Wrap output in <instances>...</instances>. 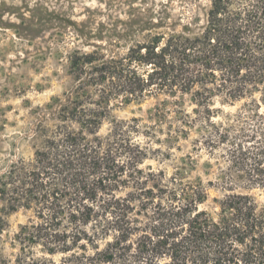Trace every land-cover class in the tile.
<instances>
[{"label": "trees", "instance_id": "obj_1", "mask_svg": "<svg viewBox=\"0 0 264 264\" xmlns=\"http://www.w3.org/2000/svg\"><path fill=\"white\" fill-rule=\"evenodd\" d=\"M178 26H154L124 52L115 41L71 53V100L34 156L0 176L8 210L33 212L13 257L0 244V264H264V205L249 192L264 191V0H208ZM147 97H162L150 122L112 113L114 100ZM216 98L251 101L215 120ZM192 134L195 151L227 155L217 211L200 207L209 185L188 179L191 155L170 177L143 166L154 141L180 149ZM7 227L0 214V238Z\"/></svg>", "mask_w": 264, "mask_h": 264}, {"label": "rangeland", "instance_id": "obj_2", "mask_svg": "<svg viewBox=\"0 0 264 264\" xmlns=\"http://www.w3.org/2000/svg\"><path fill=\"white\" fill-rule=\"evenodd\" d=\"M207 4L208 0H0V176L21 158L29 160L34 156L41 130L53 127L61 105L71 100L76 86L70 72L71 53L115 41L121 42L115 51L124 52L154 26L179 23L180 27L190 14L201 17ZM161 99L147 97L130 103L114 100L112 113L120 119L141 117L150 122L149 110ZM184 101L191 111L194 104L190 96L186 95ZM250 101L246 98L227 103L216 98L213 107L218 113L214 119L226 120ZM109 127L107 121L101 133L105 134ZM194 137L192 134L182 139L180 149H169L166 141H154L153 147L160 150L143 166L170 177L191 155L192 164H186L190 169L188 179L200 178L209 185V199L200 207L217 211L214 198L221 199L225 191L216 181L226 170L227 155L223 147L195 151ZM211 181L215 184L210 185ZM249 192L264 205L263 190ZM0 214L8 221L0 244L4 255L13 257L17 251L12 247L14 235L33 212L26 208L9 211L0 201Z\"/></svg>", "mask_w": 264, "mask_h": 264}]
</instances>
